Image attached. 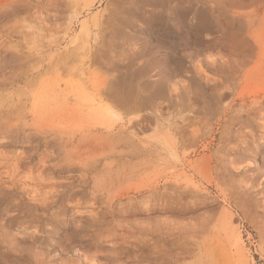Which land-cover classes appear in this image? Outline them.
I'll list each match as a JSON object with an SVG mask.
<instances>
[{"label":"rangeland","instance_id":"374dc122","mask_svg":"<svg viewBox=\"0 0 264 264\" xmlns=\"http://www.w3.org/2000/svg\"><path fill=\"white\" fill-rule=\"evenodd\" d=\"M19 1L24 7L0 34L29 53L21 66H37L36 56H41L48 72L25 86L26 75L17 80L12 74L19 71L18 62L0 63V191L15 196L16 203L31 204V214L42 215L41 222L50 214L53 241L63 248L51 264H264V143L231 157L234 138L227 143L225 137L233 132H222L217 122L223 109L230 108L226 126L236 127L232 117L239 115L249 120L255 141L262 140L264 69L256 70L252 85L238 79L234 92L219 101L200 95L201 89L209 93L211 84L187 83L189 70L208 62L214 50L209 44L183 45L169 22L198 7V0ZM256 6L259 17L264 1ZM137 12L152 16L151 34L165 37L167 46L171 40L177 50L157 48L150 39L147 50L136 56L125 35L113 38L122 19L132 22L125 25L128 32L132 24L140 25ZM83 24L91 31L99 24L97 46L90 35L84 43L93 44L99 62L79 75L74 69ZM117 41L122 45L115 48ZM156 56L176 68L171 83L183 90L170 87L165 95L152 96L144 87L153 73L146 61ZM106 58L113 63L106 65ZM76 81L85 84L82 94L74 92ZM98 82L99 99L92 86ZM241 105L247 110L241 111ZM154 106L157 114L151 113ZM188 110H197L200 118L180 138L170 127L174 121L180 125ZM97 132L111 148V154L100 152L99 171L111 168L115 173L111 186L99 187V192L71 158L83 135L88 134V148L90 135ZM31 214L21 218L29 226L18 230L23 241L35 228L34 221L28 222ZM81 226L85 229L79 232ZM65 231L69 241L62 238ZM5 257L0 264H8Z\"/></svg>","mask_w":264,"mask_h":264},{"label":"bare ground","instance_id":"6f19581e","mask_svg":"<svg viewBox=\"0 0 264 264\" xmlns=\"http://www.w3.org/2000/svg\"><path fill=\"white\" fill-rule=\"evenodd\" d=\"M262 1L264 0H198V7H191L187 12L184 11L181 12L180 15L177 14L176 18L169 22L172 28L179 31L178 34L183 40V45L192 48H200L203 44H209L214 50V53L210 56L211 59L208 62L196 65L194 68L195 70L190 69L189 75L185 76L188 84H202L204 86L206 84H211L213 86V89L209 93L205 92L204 89H201L200 95L202 97H210L219 101L221 95L234 92L237 88L238 79L241 82H244L245 85H252V83L255 82L256 70L264 69V12L259 17L256 14L259 8V6L257 8L256 5ZM39 3H41V1H38L37 5ZM44 6L45 5H41L43 8ZM22 7H24V4L19 0L0 2V17L5 13L9 15L6 20L0 19V29L3 28L12 17L19 15L18 11ZM45 8L46 10H49V8ZM183 13L186 15L190 14V16L185 18ZM136 14L140 25L132 24L130 31L128 32L125 29V25H129L132 22L122 19L113 29V38L117 39L125 35L129 39L128 43L134 49L136 56L142 55L145 50H147L151 45L149 42L150 39L154 41V43L152 42L153 46L155 45L157 48L165 47L167 50H177L179 45L176 46L171 40H169V42H171L172 45L167 46L168 43L165 40V37L151 34L154 27V19L152 16L146 17L141 12H137ZM256 16L260 19L261 23L259 31H256L255 29ZM5 35L9 36V34ZM87 35L93 37L94 47H96L97 39L99 38V24H96V28L93 31L89 30L86 24H83L78 33V37L81 39L80 47L82 48V51L80 52L81 56L79 59V65L74 70L76 72L79 71V75L84 74L91 64L96 63L97 61L99 62V57L96 56V53H92L93 44L87 47L84 46V43L87 41L85 40ZM120 45H122V43L117 41L115 48L120 47ZM27 58H29L28 52H24L17 47L16 44L14 45V43L9 44V40L7 41L6 38L3 39V34H0V63L15 64L18 62L19 71H13L16 73L12 74H15L16 79L26 75L27 82L25 86L38 79L41 80L42 76L48 72L47 69H44L41 56H36L35 60L37 66H21V62ZM105 61L106 65L113 63L111 60L108 61L107 58ZM165 61H167L166 58L159 56L152 57L146 61L147 66H150V69L148 68L149 71H153V73L148 74V78L144 79L143 85L150 91L152 96L165 95L167 88L170 87L183 90V87L180 84L174 87L175 84L171 83L172 78L175 76L176 68H170ZM2 65L5 66L4 64ZM165 69L169 70L170 74H167ZM28 78L30 79L28 80ZM225 82H228V85L225 86ZM40 83H43V81ZM102 84L104 86L107 85L106 76L102 79ZM92 86L99 99V82ZM73 87L76 95L82 94L85 89V84L76 81V83L73 84ZM21 88L25 90L24 87ZM251 96V103L255 105V103H257L255 102V93H252ZM92 100H95V98L93 97ZM83 109L85 108L81 107V113L83 112ZM229 109L230 108L223 109V113L219 116L220 118H217L218 125L222 128V132L228 134H231L232 132L235 133H232V136L230 137H225V142L227 143H230L231 139L234 138L232 145L229 146L228 155L236 157L238 153L245 150L255 149L256 145L262 147L264 137L260 141H255V136H252L251 134L252 130L248 128L250 127L249 120L241 118L239 115L236 117L233 116L232 119L236 120L237 126L230 129L226 126V122L230 120L226 111ZM240 110L246 111L247 109H245V106L241 105ZM76 111L77 109L74 108L73 112L76 113ZM126 113V115L131 114L128 110ZM151 113L157 114V107L154 106ZM199 118L200 116L197 110H188L185 114L180 116L181 124L179 125L174 121L170 129L174 130L175 133L182 138L185 134V130L190 125L195 124ZM191 131L194 132L195 130L192 128ZM52 134L54 133L52 132ZM87 135L88 134H84L80 141L81 143L75 146L74 149L76 150V154H73L71 158L75 160L76 166H74L76 168L86 172L84 175L86 176L85 180L91 181L92 188L99 192V187L106 189L114 182L113 175H115V173L111 168H104L99 171V154L100 152L101 154L104 153L103 155L111 154L109 153V150H111L109 146L110 141L106 142L104 139L107 137L97 132L90 135L91 142L88 148H86L84 138ZM99 149H101V151ZM87 172L92 174H88ZM107 176L108 179L106 180ZM16 199L15 196H10L4 191H0V257L6 256L5 259L8 260V264H51L55 260L56 255H58L63 248L60 246L56 247L53 241L52 232L55 231V228L52 219L49 217L50 214H46L44 221L41 222V220H43L42 215L38 212H33L31 214V208L33 209L31 204L26 202L16 203ZM34 210H36V208H34ZM27 214H31L32 217L30 218V221H28L29 224L32 225L33 221L36 224L35 228H33L30 234H28L29 241H23V236L18 235V230L23 231L24 227L27 226H23L27 222L21 219L27 216ZM25 228H29V226ZM79 228V232L85 229L84 227L82 228V226ZM59 238H65V240L69 241L70 234L65 231L62 238L60 235Z\"/></svg>","mask_w":264,"mask_h":264}]
</instances>
